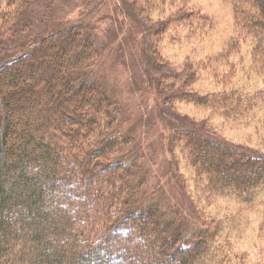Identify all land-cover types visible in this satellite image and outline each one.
I'll use <instances>...</instances> for the list:
<instances>
[{
  "label": "trees",
  "instance_id": "1",
  "mask_svg": "<svg viewBox=\"0 0 264 264\" xmlns=\"http://www.w3.org/2000/svg\"><path fill=\"white\" fill-rule=\"evenodd\" d=\"M31 1L0 0V43L16 34ZM133 1L193 8L190 0ZM229 1L235 43H251L256 62L264 56V0ZM234 50L226 44L218 57L231 71ZM99 56L88 28L75 24L0 65V264H232L212 231H188L147 195L132 138L117 129L120 105L88 75ZM230 94L220 102L249 109L264 101V88ZM175 139L207 192L249 200L264 191V154L195 130Z\"/></svg>",
  "mask_w": 264,
  "mask_h": 264
},
{
  "label": "rangeland",
  "instance_id": "2",
  "mask_svg": "<svg viewBox=\"0 0 264 264\" xmlns=\"http://www.w3.org/2000/svg\"><path fill=\"white\" fill-rule=\"evenodd\" d=\"M190 3L192 9L181 11L169 2L149 7L133 0H32L16 34L0 43V65L57 30L86 26L100 52L88 75L120 105L117 129L132 138L130 155L148 181L147 195L188 231H212L232 264H264L263 189L249 200L207 192L184 143L175 139L182 129L195 130L264 154V101H252L249 109L220 102L223 92L253 96L263 90L264 56L255 62L251 43H235L229 0ZM226 44L238 49L229 58L232 71L219 59Z\"/></svg>",
  "mask_w": 264,
  "mask_h": 264
}]
</instances>
